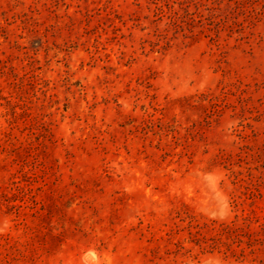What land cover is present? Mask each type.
I'll return each instance as SVG.
<instances>
[{
    "label": "rangeland",
    "instance_id": "1",
    "mask_svg": "<svg viewBox=\"0 0 264 264\" xmlns=\"http://www.w3.org/2000/svg\"><path fill=\"white\" fill-rule=\"evenodd\" d=\"M223 3L0 0V264H264V0Z\"/></svg>",
    "mask_w": 264,
    "mask_h": 264
},
{
    "label": "trees",
    "instance_id": "2",
    "mask_svg": "<svg viewBox=\"0 0 264 264\" xmlns=\"http://www.w3.org/2000/svg\"><path fill=\"white\" fill-rule=\"evenodd\" d=\"M170 2L172 4L171 7H174V5L181 8L184 7V11H187V7L191 5L194 6V8L199 13L204 8L205 10H207L209 16L218 15L219 13L217 12L221 11L224 8V6H222L224 4L223 0H170ZM234 2L238 4L239 0H234ZM225 5L228 6V3H226ZM170 9H171V14L168 15L169 20L166 22V24L178 25L177 19L179 16V12L177 9L174 8H170Z\"/></svg>",
    "mask_w": 264,
    "mask_h": 264
}]
</instances>
